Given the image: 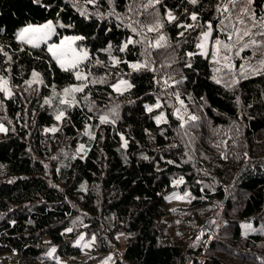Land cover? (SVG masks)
I'll use <instances>...</instances> for the list:
<instances>
[{
    "label": "trees",
    "instance_id": "trees-1",
    "mask_svg": "<svg viewBox=\"0 0 264 264\" xmlns=\"http://www.w3.org/2000/svg\"><path fill=\"white\" fill-rule=\"evenodd\" d=\"M261 17L264 0H0V77L12 90L0 92V264H97L109 253L112 264H264ZM46 20L50 41L80 35L88 53L87 86L66 104L74 70L16 37ZM209 24L211 44H229L213 58L197 52ZM119 78L132 87L114 90ZM177 189L188 201L172 206ZM242 220L255 226L243 232ZM80 234L95 237L91 250L73 244Z\"/></svg>",
    "mask_w": 264,
    "mask_h": 264
},
{
    "label": "snow or ice",
    "instance_id": "snow-or-ice-1",
    "mask_svg": "<svg viewBox=\"0 0 264 264\" xmlns=\"http://www.w3.org/2000/svg\"><path fill=\"white\" fill-rule=\"evenodd\" d=\"M34 2H39V0H34ZM90 3H93L94 0H89ZM157 3L160 2V0H156ZM191 3L195 4L197 3V0H190ZM230 3L232 5V7H235V0H230ZM248 4L252 3V0H247ZM224 12H228L229 8L228 7H224L223 9ZM243 11H247V9H244ZM191 19L193 21H195L197 19V16L195 14L191 15ZM168 20L169 22L176 20L175 16H172L171 13L168 14ZM260 22L264 23V17L260 18ZM241 24L244 23L243 20L240 21ZM61 27H63V25H60ZM181 27H191V25H180ZM55 27L56 25L53 24V22L51 20H49L48 22L44 23V24H40V25H32L29 24L25 27H23L22 29H20V31L16 34L17 35V39L20 40L23 43L26 44H30L32 47H39L41 43H47V41L51 38V36L54 34L55 31ZM211 24L208 25L209 31H205L203 33V41L206 42L208 41L210 35H211ZM155 29L150 28L149 31H153ZM181 35H183V33H181ZM237 38L240 39L242 38L239 30H237L236 32ZM250 35V31L249 30H245L243 32V36H249ZM259 35L264 36V32L259 33ZM84 37L82 36H73V37H64L59 44H49L48 45V52L51 54V56L57 61V63L59 64L60 68L64 71H69V70H76L75 71V77L77 80H81V81H87L88 80V76L87 75H82L79 71V65L80 63L87 59L88 54L87 52H80L77 51L76 47H73V45L76 43V41L78 40H83ZM227 40H231L232 36L231 35H227L226 37ZM160 40H164V37L161 36L159 38V40L157 41L156 46L160 47ZM204 42H201L198 47H200L201 49H203L205 47ZM128 43H132L131 40L128 41ZM252 44H256L255 40H251ZM221 46L227 50L229 49V44L221 41L219 39H217L215 41V49H216V54H219L220 48ZM111 47V45H109V48ZM244 47H248L247 44L244 45ZM125 48H127V43L124 45L123 48H121V51H123ZM5 55H7V53H5ZM9 59H11L9 57ZM115 59V58H114ZM225 60L228 59L227 56L224 57ZM117 63L119 61H116ZM219 62V61H216ZM130 67H132L133 69H139L140 67H145V65H141V64H132L130 65ZM33 76V80L28 81L27 83L29 85H31L33 82L36 81V79L39 76V73L33 72L32 73ZM217 83H219V81H217ZM8 81L3 79L2 77H0V92H4L7 96H11L12 93L10 91V89L7 87ZM120 85H125L127 88L132 87V85L128 84L127 81L121 80L119 82V84L117 85H113L114 90L119 91L120 90ZM87 85H83L81 87H71V88H65L63 90L64 96L67 97L69 96L71 93H75V92H82L84 87H86ZM47 102V101H46ZM61 103H68L67 99H62L60 101ZM148 111H152L151 108H148ZM64 113L61 112L59 115H57L56 119L60 120L63 117ZM101 123H105L108 122V117L106 116H100L99 117ZM157 122L159 123L161 117H157ZM192 120H195L196 117L192 116L191 117ZM0 131H5V129L3 127H0ZM50 131L55 132L57 131L56 128H52L50 129ZM87 134V133H86ZM125 147L127 146V142L125 141ZM81 150H83V145H81ZM178 199H183V197H177ZM245 227H248L247 225ZM68 231H71V229H68ZM81 239H83V237H81ZM95 239V237H93V240ZM86 247L88 245H85ZM52 252H55V248L52 249ZM49 255H51V252L49 253Z\"/></svg>",
    "mask_w": 264,
    "mask_h": 264
},
{
    "label": "rangeland",
    "instance_id": "rangeland-1",
    "mask_svg": "<svg viewBox=\"0 0 264 264\" xmlns=\"http://www.w3.org/2000/svg\"><path fill=\"white\" fill-rule=\"evenodd\" d=\"M169 13H171V15L173 16L172 12H170V11L168 10V11L166 12V17H167V18H168V14H169ZM48 21H49V20H46V21L41 22V23H31V24H32V25H40V24H44V23H46V22H48ZM27 25H29V24H26V25H24L23 27H25V26H27ZM23 27L19 28V29L17 30V33H18V32L20 31V29H22ZM205 31H209V28H206V29L202 32L201 37H200V39H199V42H198V44H197V52H198V53H201V54H204V55H206V54H210L211 58H213L214 56L216 57L217 54H216V49H215V47H214L215 42H213V43L211 44L210 37H209L208 41H206V42L203 41V33H204ZM17 33H16V34H17ZM54 33H55V31H54ZM53 35H54V34H53ZM53 35H52V36H53ZM52 36H51V37H52ZM73 36H80V35H76V34L63 35V36H61L57 41H50V39H51V38H50V39L47 41V43H46V44H47V48H48V45H49V44H53V43H55V44H59L60 41H61L64 37H73ZM16 37H17V35H16ZM201 42H204V44H205V47H204L203 49H201L200 47H198V45H199ZM73 47H76V48H77V51H80V52H87V50H86V48H85L84 46L77 44V41H76V43L73 45ZM87 54H88V53H87ZM227 57H228V60H229V55H227ZM219 62H220V64L224 65L225 62H226V60H225L224 57L222 56V58L219 60ZM75 71H76V70H74V73H75ZM78 71H79L82 75H85V72H84V70H83L82 68L79 67V68H78ZM2 78L5 79V80H7L6 77H2ZM121 80L127 81V83L130 84L129 81H128V79H125V78H119L118 80H116L115 82H113V83L111 84L112 88H113V85H117V84H119V82H120ZM7 81H8V80H7ZM83 85H84V82H83V81H81V80H77L75 83L63 87V88H62V91H61V93H60L61 100H62V99H67L69 102H73V101H74L73 93H71L69 96L65 97V96H64V93H63V90H64L65 88L81 87V86H83ZM7 87L10 89V91H11V93H12V90H11V87H10L9 84H7ZM113 89H114V88H113ZM126 89H127V87H126L125 85H120V90H119V91H123V90H126ZM4 95H5V97H8L5 93H4ZM176 113L180 116L182 122H185V121L189 120L188 117H187V114L185 113V108H184V106H182L180 103H178V105H177ZM59 114H60V113H59ZM59 114H57V115H59ZM57 115L54 117L53 121H52L50 124H48V125H46V126L44 127V129H45L46 131L52 132V131H50V129H52V128H56V129H58L59 124H60V120H57V119H56ZM0 127H3L4 129H6V127H5V125H4L3 123H0ZM85 131L87 132V129H86ZM89 139H90V138H89ZM121 142H122V144L124 145V139H123V136H121ZM81 145H83V150H81ZM87 150H88V146H87V145H85L84 143H79V145L77 146V152H76V154H77L78 156H80V157H84L85 154H86V152H87ZM179 182H180V179H177V180L174 181L175 184H178ZM177 197H183V199H178ZM168 200H169L168 202H169L172 206H173V205H183V204H185V203L188 201V194H187V192H182V191H180L179 189H177V190H175L173 193H171V194L168 196ZM246 225H247L248 227H245ZM240 226H241L243 232H248V231L252 230V228H253L255 225L252 223L251 220H242V221H240ZM81 237H83V239H81ZM118 238H119V240H120V242H121V248H122V247H123V244H122V243H123V241H124L125 236H124L123 234H121V235L118 236ZM73 244L80 246L84 251H89V250H91V248L94 246V240H93L92 237H91V238H85V237L83 236V234H80V235H79V236L73 241ZM85 245H88V246L86 247ZM113 262H114V254H113V253H109V254H107V255L102 259V261H100V262L97 263V264H112ZM208 264H212V263L209 262Z\"/></svg>",
    "mask_w": 264,
    "mask_h": 264
},
{
    "label": "bare ground",
    "instance_id": "bare-ground-1",
    "mask_svg": "<svg viewBox=\"0 0 264 264\" xmlns=\"http://www.w3.org/2000/svg\"><path fill=\"white\" fill-rule=\"evenodd\" d=\"M221 117H222V116H221ZM222 118H223V117H222ZM121 156H122V155H121ZM95 157H96V156H95ZM119 162H120V160H119ZM123 163H124V162H123ZM238 183H239V182H238ZM15 198H16V195H15ZM15 198H14V199H15ZM12 199H13V198H12ZM15 200H16V199H15ZM235 200H236V199H235ZM17 201H19V200H17ZM19 204H20V203H19Z\"/></svg>",
    "mask_w": 264,
    "mask_h": 264
}]
</instances>
